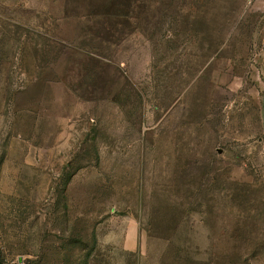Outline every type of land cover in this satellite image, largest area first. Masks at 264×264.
Wrapping results in <instances>:
<instances>
[{
  "label": "rangeland",
  "instance_id": "rangeland-1",
  "mask_svg": "<svg viewBox=\"0 0 264 264\" xmlns=\"http://www.w3.org/2000/svg\"><path fill=\"white\" fill-rule=\"evenodd\" d=\"M0 264H264V0H0Z\"/></svg>",
  "mask_w": 264,
  "mask_h": 264
}]
</instances>
